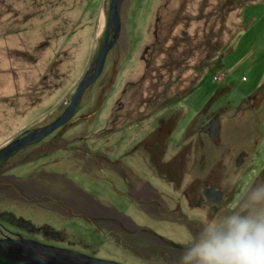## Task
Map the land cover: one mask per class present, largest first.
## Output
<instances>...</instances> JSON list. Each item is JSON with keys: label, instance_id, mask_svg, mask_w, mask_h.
<instances>
[{"label": "rangeland", "instance_id": "rangeland-1", "mask_svg": "<svg viewBox=\"0 0 264 264\" xmlns=\"http://www.w3.org/2000/svg\"><path fill=\"white\" fill-rule=\"evenodd\" d=\"M110 1L0 0V149L23 130L51 123L69 104L102 46ZM119 9L120 35L73 118L51 134L57 142L7 159L0 238L19 234L123 264H159L133 252L131 243H142L146 233L124 232L122 243L87 215L111 211L141 230L191 238L130 199L139 178L170 192L141 154L158 118L178 121L157 149L161 168L181 150L180 165L192 162L182 161L186 151L194 152L188 155L194 169L204 163L212 181L225 175L220 185L245 190L256 178L264 183V173L258 177L264 169V0H123ZM215 115L218 145L198 134ZM201 153L203 162L195 159ZM75 200L85 216L72 215ZM0 264L12 263L0 258Z\"/></svg>", "mask_w": 264, "mask_h": 264}, {"label": "flooded vegetation", "instance_id": "flooded-vegetation-1", "mask_svg": "<svg viewBox=\"0 0 264 264\" xmlns=\"http://www.w3.org/2000/svg\"><path fill=\"white\" fill-rule=\"evenodd\" d=\"M176 118L177 116L173 117V120H171L170 118H158L156 122L158 126H156V128L152 132H150V134L145 137L144 140H142L140 143L142 145L141 154H144L145 157L147 156L149 168H151L152 171H154V174L160 177L167 184V189H169L170 192H161L148 181L139 178V184L130 186L129 194L131 196L130 199H132L131 202L142 206L147 212H151V214L157 213L159 220L169 222L170 224L174 225V227L180 232L181 229H186L189 237H193L200 231V225L198 223V219L200 217L208 216L216 218L229 213L233 209L243 211V207H238V205H243L244 200L246 199V193L250 191V187H247L245 188V190H243L241 188H235L234 186L231 187L220 185V182L221 184L224 183L225 177V175L220 174L216 176V181L210 180L207 174V170L204 169V167L206 166L204 163H201V169H194L193 158L190 157L188 160V155L192 156L194 152L190 154L186 151V158L185 156H182V161H185L186 159L187 162H190L192 160V162L189 165H185V167L180 165L178 162V155H183V152L181 153L180 150L175 156L172 155L174 156L172 158L173 160H171V162L166 165V168H161L162 164L160 161L162 155L161 152H158L157 149L161 148L162 142H164L165 140H170V136L174 132L175 126L177 124V121H175ZM214 122L218 123V132L215 139L213 138L212 127ZM198 127V134L200 136L208 138V141L212 142V144L218 145L217 139L220 132V120L216 115L208 118V120L204 124H202L201 126L199 125ZM195 128L196 126L193 129ZM162 131H164L165 133H163ZM51 134H49L46 138L39 141L38 143L33 144L25 149L38 150V148L42 149V147L46 146L47 144L53 145L57 141L51 140ZM193 137L194 134H191V140L193 139ZM58 139L61 140L62 138ZM156 139H158L159 141L155 146L154 142L156 141ZM183 143L185 144V142ZM203 143L204 141L200 140V148L201 146H203ZM158 144H160V147L158 146ZM184 144L182 145V148ZM70 147L71 145L68 146V148ZM176 147H179V145L176 144ZM73 148L76 149L75 147ZM166 150L167 149L165 148V152ZM195 159L203 162V154L201 153V155ZM8 160L5 162L2 161L0 163V177L5 175V173L3 174L2 170L4 166L9 165ZM109 160L112 162V159ZM236 162L238 163L237 167H240L243 161L238 158ZM174 164L175 167H172ZM124 170L132 171L129 165L124 167ZM263 171L264 169L258 175V177L263 175ZM257 179L258 178H256L254 181L256 182ZM133 182L134 181H132V183ZM127 184L131 185L128 181L126 185ZM251 185H253V182ZM210 188L214 191L209 192L208 190ZM230 188H232V191H229ZM167 197H169L171 201H168ZM73 205L75 207L73 209L76 212L75 214H72L73 216H85L82 214V212H80V207L77 203V200H75ZM110 212H102L98 209L96 212H92L90 213V215H87V217L90 216L99 219L102 225L106 226L107 229L112 231V235L117 237L120 241L124 232H128L133 236L137 234L140 235L141 232L146 233L147 236L142 243H131V247L134 248V254H137L138 257H141L145 261H148L149 258H151L153 259V261L158 260L159 264H178L180 254L184 250L181 243L182 241H176L167 237V235L165 237L162 234L154 232L150 229L141 230L140 227L132 224L131 222L128 225L126 221H124L128 218L123 215H116V217L114 218ZM16 235L18 236L19 234ZM121 242L125 243L126 241ZM138 247H140L141 250Z\"/></svg>", "mask_w": 264, "mask_h": 264}, {"label": "water", "instance_id": "water-1", "mask_svg": "<svg viewBox=\"0 0 264 264\" xmlns=\"http://www.w3.org/2000/svg\"><path fill=\"white\" fill-rule=\"evenodd\" d=\"M122 1L123 0L110 1L102 46L96 58L89 66L86 74L79 82L75 92L71 96L69 104L63 112L51 123L32 130H26L19 137L2 147L0 149V163L4 159H8L15 152L28 148L43 140L59 127L66 125L71 118H73L79 99L84 91L95 82L102 73L106 56L120 35L121 14L119 5ZM212 127L213 138L215 139L218 132V123L214 122ZM208 191L212 192L214 190L210 188ZM0 258L16 264H123L116 261L96 258L66 248L52 246L38 240L25 238L21 235H18L17 238L10 236L0 238Z\"/></svg>", "mask_w": 264, "mask_h": 264}, {"label": "clouds", "instance_id": "clouds-1", "mask_svg": "<svg viewBox=\"0 0 264 264\" xmlns=\"http://www.w3.org/2000/svg\"><path fill=\"white\" fill-rule=\"evenodd\" d=\"M253 185L238 205L243 211L198 219L200 231L181 242L178 264H264V183Z\"/></svg>", "mask_w": 264, "mask_h": 264}, {"label": "trees", "instance_id": "trees-1", "mask_svg": "<svg viewBox=\"0 0 264 264\" xmlns=\"http://www.w3.org/2000/svg\"><path fill=\"white\" fill-rule=\"evenodd\" d=\"M218 78V77H217ZM218 79H220V78H218ZM179 118V117H178ZM177 120V119H176ZM178 122V121H177ZM25 131L23 130L19 135H21V134H23ZM19 135H17V136H19ZM6 261V260H5ZM8 262V261H7ZM9 263H12V262H9ZM12 264H16V263H12Z\"/></svg>", "mask_w": 264, "mask_h": 264}, {"label": "crops", "instance_id": "crops-1", "mask_svg": "<svg viewBox=\"0 0 264 264\" xmlns=\"http://www.w3.org/2000/svg\"><path fill=\"white\" fill-rule=\"evenodd\" d=\"M10 137H12V136H14V135H9ZM9 136L7 137V138H9ZM24 192V191H23ZM25 193V192H24ZM128 221V220H127ZM131 221L129 220V223H130Z\"/></svg>", "mask_w": 264, "mask_h": 264}]
</instances>
